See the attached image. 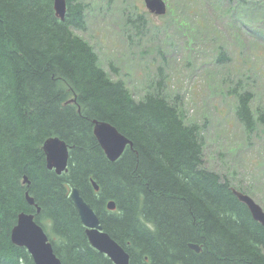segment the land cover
Listing matches in <instances>:
<instances>
[{"label": "trees", "instance_id": "16d2710c", "mask_svg": "<svg viewBox=\"0 0 264 264\" xmlns=\"http://www.w3.org/2000/svg\"><path fill=\"white\" fill-rule=\"evenodd\" d=\"M65 1L61 20L53 0H0V264H35L11 240L20 212L33 213L62 264H114L89 244L70 198L74 186L128 252L129 264H264V227L232 188L246 190L205 166L202 127L185 121L162 79L135 99L123 80L110 78L92 46L72 32L85 27L87 4ZM210 3L231 22L241 12L249 31L264 37L258 0ZM126 22L136 29L144 23L129 12ZM217 60L229 57L220 50ZM227 92L247 133L264 127V109L253 106L246 81ZM93 119L132 142L115 161L93 134ZM49 136L69 146L60 174L46 167L42 145ZM109 200L115 209H107Z\"/></svg>", "mask_w": 264, "mask_h": 264}, {"label": "rangeland", "instance_id": "374dc122", "mask_svg": "<svg viewBox=\"0 0 264 264\" xmlns=\"http://www.w3.org/2000/svg\"><path fill=\"white\" fill-rule=\"evenodd\" d=\"M82 1L85 27L72 32L92 46L99 66L123 80L135 99L162 79L163 93L185 121L202 127L205 166L241 185L264 208V127L247 133L227 92L242 78L254 92L253 106L264 109V37L249 31L241 12L233 22L212 12L211 0H164L161 16L143 0ZM258 6L264 11L263 0ZM128 12L142 15L140 28L126 22ZM220 50L227 62L217 60Z\"/></svg>", "mask_w": 264, "mask_h": 264}, {"label": "water", "instance_id": "95a60500", "mask_svg": "<svg viewBox=\"0 0 264 264\" xmlns=\"http://www.w3.org/2000/svg\"><path fill=\"white\" fill-rule=\"evenodd\" d=\"M147 9L156 15H163L166 12L164 0H144ZM53 8L56 15L63 20L66 13V1L54 0ZM93 134L105 152L107 158L115 161L121 156L127 145H132L130 139L117 130L115 126L107 121L93 119ZM46 167L54 169L57 174L67 170L69 147L67 143L58 136H49L42 145ZM27 182L26 177L23 178ZM94 189L98 190L96 182H92ZM235 195L248 208L252 218L264 227V209L248 194L233 189ZM70 198L84 226V232L88 242L98 251L105 253L115 264H129V254L108 232H106L99 220L98 215L80 193L78 187L70 189ZM28 203L33 204L34 200L28 196ZM109 210L116 208L114 200L106 203ZM37 211L39 208L37 207ZM11 240L27 249L35 264H62L59 257L53 250L52 243L40 224H38L33 213L20 212L17 221L11 229ZM195 251L201 247L195 243H189Z\"/></svg>", "mask_w": 264, "mask_h": 264}, {"label": "bare ground", "instance_id": "6f19581e", "mask_svg": "<svg viewBox=\"0 0 264 264\" xmlns=\"http://www.w3.org/2000/svg\"><path fill=\"white\" fill-rule=\"evenodd\" d=\"M105 153V152H104ZM118 159V158H117ZM93 182V181H92ZM95 182V181H94ZM92 185H93V183H92ZM94 187V186H93ZM233 189H235V188H232V191H233ZM237 190V189H236ZM238 191H240V190H238ZM243 192V191H242ZM233 193H234V191H233ZM235 194V193H234ZM247 194V193H246ZM236 196V195H235ZM250 196V195H249ZM237 197V196H236ZM238 198V197H237ZM240 201V200H239ZM242 202V201H241ZM247 207V206H246ZM248 209V208H247ZM252 217V216H251ZM256 221V220H255ZM258 222V221H257ZM90 244V243H89ZM198 245V244H197ZM199 246V245H198ZM123 247V246H122ZM190 247V246H189ZM94 248V247H93ZM124 248V247H123ZM193 249V248H192ZM97 250V249H96ZM100 252V251H99ZM197 252H199V251H197ZM102 253V252H101ZM128 253V252H127ZM105 254V253H104ZM106 255V254H105ZM114 263V262H113ZM115 264V263H114Z\"/></svg>", "mask_w": 264, "mask_h": 264}]
</instances>
